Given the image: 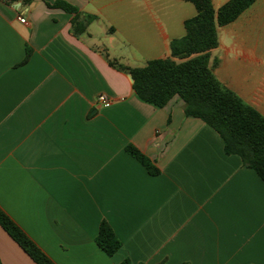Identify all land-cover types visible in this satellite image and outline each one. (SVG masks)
I'll return each mask as SVG.
<instances>
[{
    "label": "crops",
    "instance_id": "0c3cea01",
    "mask_svg": "<svg viewBox=\"0 0 264 264\" xmlns=\"http://www.w3.org/2000/svg\"><path fill=\"white\" fill-rule=\"evenodd\" d=\"M55 1L0 0V209L53 264H264L262 179L177 96L143 102L109 63L169 57L194 6L59 0L94 17L76 33ZM217 35L213 75L264 117V0ZM101 94L109 107L94 105ZM102 221L121 242L111 257L95 243ZM0 264H36L1 226Z\"/></svg>",
    "mask_w": 264,
    "mask_h": 264
},
{
    "label": "trees",
    "instance_id": "16d2710c",
    "mask_svg": "<svg viewBox=\"0 0 264 264\" xmlns=\"http://www.w3.org/2000/svg\"><path fill=\"white\" fill-rule=\"evenodd\" d=\"M191 3L195 16L184 21L185 35L170 41V56L153 59L140 68H129L110 61V65L130 74L132 89L143 102L164 107L174 96L183 102L186 117L200 119L214 129L223 141L227 155H237L243 165L253 170L264 182V117L244 104L233 92L215 78L209 63L210 51L218 45L217 28L230 24L256 0H229L214 9L211 0H182ZM51 8L75 13L74 32H85L94 20L79 14L69 4L55 1ZM26 51L23 63L29 58ZM212 65H216V61ZM126 152L140 162L152 175L158 170L132 146ZM0 226L36 264H53L24 232L0 209ZM96 245L113 256L121 242L111 227L102 221L95 237ZM119 264H131L123 260Z\"/></svg>",
    "mask_w": 264,
    "mask_h": 264
},
{
    "label": "built area",
    "instance_id": "2783aa9c",
    "mask_svg": "<svg viewBox=\"0 0 264 264\" xmlns=\"http://www.w3.org/2000/svg\"><path fill=\"white\" fill-rule=\"evenodd\" d=\"M18 22L21 24H26V20L24 17H18L17 18ZM112 104V100L110 98H108L106 95L101 94L98 95L94 101V105L96 107H103V108H107Z\"/></svg>",
    "mask_w": 264,
    "mask_h": 264
},
{
    "label": "water",
    "instance_id": "95a60500",
    "mask_svg": "<svg viewBox=\"0 0 264 264\" xmlns=\"http://www.w3.org/2000/svg\"><path fill=\"white\" fill-rule=\"evenodd\" d=\"M130 78H131V76H130ZM131 80H132V78H131Z\"/></svg>",
    "mask_w": 264,
    "mask_h": 264
}]
</instances>
